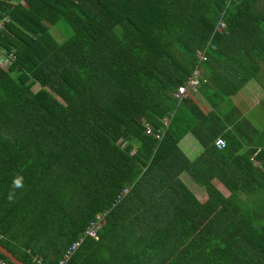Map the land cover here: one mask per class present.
Masks as SVG:
<instances>
[{
    "label": "trees",
    "instance_id": "obj_1",
    "mask_svg": "<svg viewBox=\"0 0 264 264\" xmlns=\"http://www.w3.org/2000/svg\"><path fill=\"white\" fill-rule=\"evenodd\" d=\"M262 1L0 0L12 55L0 66V243L24 264H58L104 213L98 239L64 264H264V130L212 98L253 77L264 87ZM198 50L210 109L173 96ZM189 133L194 159L179 146Z\"/></svg>",
    "mask_w": 264,
    "mask_h": 264
},
{
    "label": "rangeland",
    "instance_id": "obj_2",
    "mask_svg": "<svg viewBox=\"0 0 264 264\" xmlns=\"http://www.w3.org/2000/svg\"><path fill=\"white\" fill-rule=\"evenodd\" d=\"M16 1V0H12ZM264 6V2L262 1L260 6ZM54 36L62 40L63 36L58 31L57 28L52 30ZM208 57V56H207ZM209 59V58H208ZM3 63V61H1ZM3 65V64H2ZM0 65V66H2ZM4 67V66H3ZM202 69V68H201ZM233 70V69H232ZM238 74V73H237ZM236 74V75H237ZM233 75L234 74H230ZM234 76V80H237ZM259 75L262 77L264 83V66L262 64V69ZM208 82L209 77L207 76ZM254 77L251 78L247 83H244L240 89L236 91L234 94L226 95L224 91H219L220 94H215L212 96L213 100H215L217 104V108L222 112H232L233 115L238 116L243 115L244 118L249 120L254 126L259 130H264V87L261 88ZM33 90L38 89V85H34L32 87ZM216 90V89H213ZM229 99H228V98ZM202 102V100H200ZM206 104V103H205ZM238 111H237V110ZM195 139L193 133H189L182 137L179 141V146L182 150H186L188 148V142L190 140ZM196 140V139H195ZM135 150L133 149L132 152ZM178 178L183 181L186 186L193 191L196 195H201L203 193V187L198 186V184L193 180L191 175L183 170L179 175ZM213 183L215 186L224 194V192H228L229 190L216 178L213 179Z\"/></svg>",
    "mask_w": 264,
    "mask_h": 264
},
{
    "label": "built area",
    "instance_id": "obj_3",
    "mask_svg": "<svg viewBox=\"0 0 264 264\" xmlns=\"http://www.w3.org/2000/svg\"><path fill=\"white\" fill-rule=\"evenodd\" d=\"M2 25H4L3 21H0V28L2 27ZM220 25H223V24L220 22ZM197 56H198V62L196 64V66L193 68L191 73L187 76L186 80L182 84L178 85L176 90L173 92V96L177 100H181L183 98V96L188 91H191L193 93L198 92V89L201 87V85H203L204 83L207 82V77L203 73L201 66H200V63L202 61L207 60V53L205 50H203V51L198 50ZM11 58H12V55L10 53H7L4 49L0 48V65L3 64L1 67H3V66L6 67L8 65V63L11 61ZM1 61H3V63ZM150 131H151V129L148 126L147 132H150ZM160 134L162 135V132L159 134H156V136L160 137ZM214 145L219 149L223 148L226 145L225 139L221 136L216 137V139L214 141ZM259 150H260V147H258L256 149V152L254 153V155ZM127 193H128V189L124 188L117 195L116 200L119 201ZM103 216H104V213L95 215V219H92L90 221V223L86 226L84 232H82L80 234V236L77 239H75L70 244V246L66 249V251L63 254V257L59 260L58 264H64L71 257V255L74 253V251L80 246V244L83 242V240L86 237L98 239L99 233H100L99 231L101 228L100 221L103 218ZM0 264H9V263L0 258Z\"/></svg>",
    "mask_w": 264,
    "mask_h": 264
},
{
    "label": "crops",
    "instance_id": "obj_4",
    "mask_svg": "<svg viewBox=\"0 0 264 264\" xmlns=\"http://www.w3.org/2000/svg\"><path fill=\"white\" fill-rule=\"evenodd\" d=\"M253 79V78H252ZM258 81V80H257ZM255 81V82H257ZM248 82V81H247ZM246 82V83H247ZM259 84V86L261 88H263L261 86V84L259 82H257ZM196 96L198 97L199 100H202V103L208 108L210 109L211 106L208 104V102L205 100V98L200 94V92L198 94H196ZM206 103V104H205ZM185 152V154L187 155V157L189 159H194L197 156H199V154L201 153L202 149H201V145L195 140H190L188 142V148L186 150H183ZM199 186V185H198ZM201 187V186H200ZM193 192V191H192ZM194 193V192H193ZM195 194V193H194ZM229 193L228 192H224V195L227 196ZM196 195V194H195ZM201 201L206 199V192L203 189V193L201 195H196Z\"/></svg>",
    "mask_w": 264,
    "mask_h": 264
},
{
    "label": "water",
    "instance_id": "obj_5",
    "mask_svg": "<svg viewBox=\"0 0 264 264\" xmlns=\"http://www.w3.org/2000/svg\"><path fill=\"white\" fill-rule=\"evenodd\" d=\"M0 253L5 255L13 264H24L19 258H17L10 250L0 243Z\"/></svg>",
    "mask_w": 264,
    "mask_h": 264
},
{
    "label": "clouds",
    "instance_id": "obj_6",
    "mask_svg": "<svg viewBox=\"0 0 264 264\" xmlns=\"http://www.w3.org/2000/svg\"><path fill=\"white\" fill-rule=\"evenodd\" d=\"M207 77V76H206ZM207 82H208V79H207ZM205 84V83H204ZM202 86V85H201ZM200 89V88H199ZM199 89H198V92H196L195 94H198L199 93ZM201 94V93H200ZM12 183H13V187L14 188H22L23 187V177L22 176H16L14 179H13V181H12ZM13 198H14V193H12V192H10L9 194H8V197H7V199L9 200V201H11V200H13Z\"/></svg>",
    "mask_w": 264,
    "mask_h": 264
}]
</instances>
